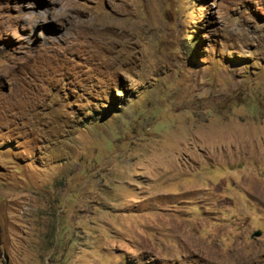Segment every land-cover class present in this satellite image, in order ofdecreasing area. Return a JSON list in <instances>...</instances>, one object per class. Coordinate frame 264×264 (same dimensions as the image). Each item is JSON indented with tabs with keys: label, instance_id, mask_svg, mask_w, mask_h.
Segmentation results:
<instances>
[{
	"label": "rangeland",
	"instance_id": "374dc122",
	"mask_svg": "<svg viewBox=\"0 0 264 264\" xmlns=\"http://www.w3.org/2000/svg\"><path fill=\"white\" fill-rule=\"evenodd\" d=\"M0 264H264V0H0Z\"/></svg>",
	"mask_w": 264,
	"mask_h": 264
}]
</instances>
